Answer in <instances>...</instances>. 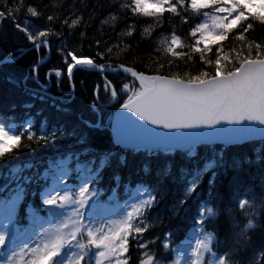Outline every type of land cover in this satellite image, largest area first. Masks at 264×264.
Returning <instances> with one entry per match:
<instances>
[{
	"label": "snow or ice",
	"instance_id": "6c2138e0",
	"mask_svg": "<svg viewBox=\"0 0 264 264\" xmlns=\"http://www.w3.org/2000/svg\"><path fill=\"white\" fill-rule=\"evenodd\" d=\"M4 22L0 69L35 59L4 77L29 99L0 101V264H264V0H0Z\"/></svg>",
	"mask_w": 264,
	"mask_h": 264
},
{
	"label": "trees",
	"instance_id": "16d2710c",
	"mask_svg": "<svg viewBox=\"0 0 264 264\" xmlns=\"http://www.w3.org/2000/svg\"><path fill=\"white\" fill-rule=\"evenodd\" d=\"M29 2H34L37 4H44V3H55L56 0H29ZM0 33H7L8 34V42L11 43L13 36L15 35L14 33V29L12 27V25L10 23L4 22L3 24H0ZM35 59V54L32 52H29L27 54V56L20 61L17 65H5L3 69H0V101L3 102H7L9 99H15V100H24V99H29L26 96H22L19 92V90L15 89L14 86L7 84L4 81V77L9 73V72H13L15 73V75L17 76V78L23 74L24 69L27 67L28 63L32 62ZM61 63L58 55L55 53V51H53V54L51 56V59L48 60L47 64L45 67H49V66H54V65H59ZM81 79H84L85 81V87L87 88H91L92 84L94 82H96L98 80V76L96 73H92V74H81V73H76L74 80L77 84V92H76V96L75 99L73 101V104L71 105V107L73 108L74 112H82L85 118H89L90 114L88 113V111L86 110V108L84 107V104L86 103V93H82L80 91L81 85L79 83V81ZM41 80L43 82V77H41ZM29 87L31 88H39V85L32 81L31 79L28 81ZM61 89L63 92H67L68 89V85H67V81L66 78L62 81L61 84ZM48 92L52 95V96H56L59 97L61 96V91L57 90L56 84H55V80H53V83L51 85V87L48 89ZM59 102V101H57ZM36 107H43L45 109V115H55L56 117H58L61 120H74L75 116H65L62 113H56L55 110L53 108L48 107V103L47 101H45L43 104H41L40 101H36ZM39 122V118H37V123ZM58 143L61 144H66L68 143V141H58ZM255 144H246V145H242L238 148H234V149H230L231 153H234L236 155L239 156H243L244 154H248L251 155L252 153V148L255 147ZM51 149L50 148H40L37 152L38 156H42L46 153H50ZM28 156V153H23L20 157H17L15 159H25ZM139 164V159H133L130 161V167H132L133 169L135 167H138ZM255 187V190L257 193H259L260 189H259V182L255 181L253 182ZM237 219H240L241 222V226L243 225V220L238 216ZM221 221L222 223V230L226 227V223H227V218L226 217H221ZM264 222V221H262ZM253 239H254V243L258 245L259 241L261 239H264V233H261L259 230H255L253 232Z\"/></svg>",
	"mask_w": 264,
	"mask_h": 264
}]
</instances>
